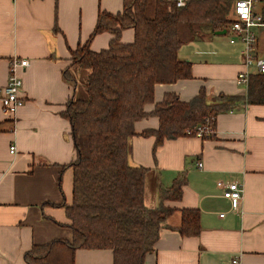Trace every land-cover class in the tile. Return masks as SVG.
Instances as JSON below:
<instances>
[{"label":"crops","instance_id":"1","mask_svg":"<svg viewBox=\"0 0 264 264\" xmlns=\"http://www.w3.org/2000/svg\"><path fill=\"white\" fill-rule=\"evenodd\" d=\"M123 0H0V91L9 60L26 59L18 69L24 99L14 118L0 114V264H27L24 254L33 244L71 236L64 205L72 195L75 157L69 120L62 114L70 98L85 96L84 70L71 64V51L92 33L99 11L117 12ZM264 14V3L257 5ZM232 15V14H231ZM257 55L264 57V38ZM221 47L218 34L180 46L178 56L191 62V78L154 86L151 111L166 93L189 101L204 88L208 98L220 93L244 95L236 83L244 69L241 44ZM111 34L95 35L90 49L108 46ZM132 29L121 41L131 42ZM197 45H190V44ZM69 71L76 83L66 80ZM251 73L255 72L254 68ZM158 126L155 116L135 123L131 138L132 165L147 168L144 205L154 208L160 194L176 178H185L178 200L164 199L175 210L160 228L154 250L143 264H264V104H246L217 115L215 131L200 138L185 135L165 139L154 148L144 129ZM14 151L10 152V146ZM201 162V167L197 163ZM217 181L244 187L240 209L233 211L221 196ZM182 208H197L200 231L176 230ZM224 213L223 216H219ZM110 250H77L75 264H110ZM236 260L237 262H233Z\"/></svg>","mask_w":264,"mask_h":264},{"label":"trees","instance_id":"2","mask_svg":"<svg viewBox=\"0 0 264 264\" xmlns=\"http://www.w3.org/2000/svg\"><path fill=\"white\" fill-rule=\"evenodd\" d=\"M232 0H123L117 12L99 11L89 39L71 51V64L84 70V97H72L63 115L69 120L75 157L71 201L64 205L71 236L33 244L27 264H75L77 250H110V264H143L154 250L160 228L175 210L164 199L178 200L185 178H176L160 194L154 208L144 205L147 168L132 165L135 123L155 116L158 126L144 129L154 148L165 139L194 135L199 126L215 131L219 113L246 104H264V73H250L244 95L220 93L208 98L204 88L189 101L166 93L151 111L154 86L191 78V62L178 56L180 46L226 30L232 22ZM264 20V14H263ZM132 29L131 42L121 35ZM107 32L106 48L90 49V41ZM64 78L73 84L69 71ZM211 136V135H210ZM177 231H200L197 208H182Z\"/></svg>","mask_w":264,"mask_h":264},{"label":"built area","instance_id":"3","mask_svg":"<svg viewBox=\"0 0 264 264\" xmlns=\"http://www.w3.org/2000/svg\"><path fill=\"white\" fill-rule=\"evenodd\" d=\"M231 17L229 25L230 43L238 42L241 44V57L244 69L239 71L236 76V83L240 86H247L251 69L257 73H264V57L258 56L257 35L255 29L264 26L263 15L257 11V5L264 3V0H232ZM185 0H177V5H183ZM26 59L13 57L9 60L7 80L0 91V114L14 118L18 109L23 105L24 99L20 95L22 79L17 71L21 67H26ZM214 130L207 125L199 126L194 136L204 138L212 135ZM15 146H10V152L14 151ZM201 162L197 163L201 167ZM217 185L222 189L221 196L228 200L230 209L238 211L243 199L244 187L239 182L217 181ZM220 213L219 216H223ZM233 262H237L234 260Z\"/></svg>","mask_w":264,"mask_h":264},{"label":"rangeland","instance_id":"4","mask_svg":"<svg viewBox=\"0 0 264 264\" xmlns=\"http://www.w3.org/2000/svg\"><path fill=\"white\" fill-rule=\"evenodd\" d=\"M258 32H259V35H258L259 45H261V43H262L261 38H264V28L259 29ZM218 36H219L218 38H219V43H220L221 47L227 46L229 35L225 34V35H218ZM195 41H197V43H199L198 41H201V39L195 40ZM190 45H197V44L194 43V44H190Z\"/></svg>","mask_w":264,"mask_h":264},{"label":"water","instance_id":"5","mask_svg":"<svg viewBox=\"0 0 264 264\" xmlns=\"http://www.w3.org/2000/svg\"><path fill=\"white\" fill-rule=\"evenodd\" d=\"M226 33H227L226 30H219L215 32V34H218V35H225Z\"/></svg>","mask_w":264,"mask_h":264}]
</instances>
